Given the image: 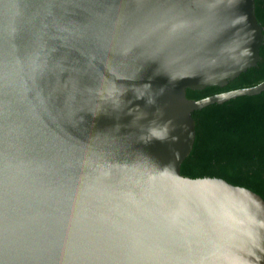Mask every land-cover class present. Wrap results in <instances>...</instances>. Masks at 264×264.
<instances>
[{"label": "water", "instance_id": "water-1", "mask_svg": "<svg viewBox=\"0 0 264 264\" xmlns=\"http://www.w3.org/2000/svg\"><path fill=\"white\" fill-rule=\"evenodd\" d=\"M256 0H0V264H264V198L189 177L201 99L258 65Z\"/></svg>", "mask_w": 264, "mask_h": 264}, {"label": "trees", "instance_id": "trees-1", "mask_svg": "<svg viewBox=\"0 0 264 264\" xmlns=\"http://www.w3.org/2000/svg\"><path fill=\"white\" fill-rule=\"evenodd\" d=\"M256 15L264 26V0H256ZM258 65L241 73L226 86L187 89L201 99L216 93L250 87L264 80V44ZM196 138L181 165L189 177H220L245 186L264 198V91L214 103L193 112Z\"/></svg>", "mask_w": 264, "mask_h": 264}]
</instances>
